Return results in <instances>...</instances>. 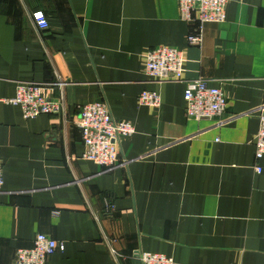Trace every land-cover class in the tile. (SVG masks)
I'll return each instance as SVG.
<instances>
[{
  "label": "crops",
  "instance_id": "crops-1",
  "mask_svg": "<svg viewBox=\"0 0 264 264\" xmlns=\"http://www.w3.org/2000/svg\"><path fill=\"white\" fill-rule=\"evenodd\" d=\"M41 10L49 23L35 26ZM177 0H0V264L36 234L62 242L46 264H264V156L256 108L264 102V0H229L221 22L199 30ZM180 49L187 78L227 98L222 125L185 113L184 83L155 81L143 53ZM41 82L57 114L25 119L11 100ZM158 107L138 104L142 91ZM105 100L135 132L126 163L109 171L83 159L78 106ZM222 119V120H223ZM259 166V170H255Z\"/></svg>",
  "mask_w": 264,
  "mask_h": 264
},
{
  "label": "built area",
  "instance_id": "built-area-1",
  "mask_svg": "<svg viewBox=\"0 0 264 264\" xmlns=\"http://www.w3.org/2000/svg\"><path fill=\"white\" fill-rule=\"evenodd\" d=\"M180 18L198 26V31L190 32L187 40L190 45L201 42V27L206 23H218L225 18V9L229 0H177ZM35 26L39 29L49 27L48 20L41 10L30 14ZM143 70L145 75L155 81H178L184 83L183 98L186 104L185 113L195 120L215 119L222 125L223 113L228 101L222 90L208 85L203 77L187 78L186 58L184 53L174 47L158 46L149 48L143 53ZM44 84L41 82H20L12 102L21 107L25 119L39 114H57L61 111V100L43 95ZM159 95L154 91H142L138 104L158 107ZM259 128L253 138L256 159L264 156V102L257 108ZM223 119V120H222ZM81 133L83 143L82 158L103 168L112 170L126 163L119 155L120 139L135 132L128 121L113 118L105 100L86 103L78 106L75 121ZM255 166V170H259ZM3 186V168L0 161V190ZM63 243L44 233L36 234L30 247L17 248L13 264H46L47 257L62 249ZM138 259L142 264H173L172 258L163 254L141 252Z\"/></svg>",
  "mask_w": 264,
  "mask_h": 264
}]
</instances>
